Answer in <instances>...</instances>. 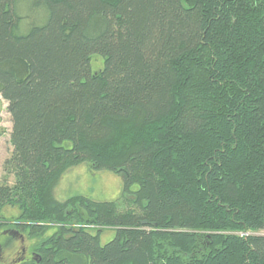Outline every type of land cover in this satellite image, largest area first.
I'll return each instance as SVG.
<instances>
[{"label": "trees", "instance_id": "16d2710c", "mask_svg": "<svg viewBox=\"0 0 264 264\" xmlns=\"http://www.w3.org/2000/svg\"><path fill=\"white\" fill-rule=\"evenodd\" d=\"M29 1L46 18L22 33L0 0L17 264H264V0ZM82 164L120 197L56 200Z\"/></svg>", "mask_w": 264, "mask_h": 264}, {"label": "rangeland", "instance_id": "374dc122", "mask_svg": "<svg viewBox=\"0 0 264 264\" xmlns=\"http://www.w3.org/2000/svg\"><path fill=\"white\" fill-rule=\"evenodd\" d=\"M18 15L22 18L21 31L26 32L32 25H39L45 21L46 15L41 8H35L29 0H19L17 5ZM102 62L98 58L92 60V71L99 70ZM6 103L0 97V184L3 182V164L10 157L12 145L10 143L11 120L6 110ZM8 179V184H12ZM122 180L119 176L108 171L91 172L86 164L69 169L59 180L53 194L56 200L65 201L74 196H85L94 202H110L120 197ZM19 216L15 208L5 207L1 211L3 224L13 225ZM13 228L5 227L4 235L14 233ZM51 230L48 234H51ZM115 236L113 230H105L100 236L102 245L111 241ZM0 242H3L1 238ZM33 241L23 236V241L16 236L12 246L6 252L0 249V264H16L20 257L21 248L30 253Z\"/></svg>", "mask_w": 264, "mask_h": 264}, {"label": "flooded vegetation", "instance_id": "af4514ba", "mask_svg": "<svg viewBox=\"0 0 264 264\" xmlns=\"http://www.w3.org/2000/svg\"><path fill=\"white\" fill-rule=\"evenodd\" d=\"M4 233H5V232H3V237H4V238H3V241H4L5 238H6L7 236H9V235H11V236L13 237V241H14V237H16V236L21 240V242L23 241V235L20 234V233H18L17 231H14V233H7V234H5V235H4ZM13 241H12V243H11L10 245H8V246H7L6 244H4V242H0V249L3 250V252H6V250H9L10 247L12 246ZM5 245H6V246H5ZM18 254H20V255H19L20 257L18 258L16 264H17V263H20V262H22V261H25V260H27V259H34V258H35V253H34L32 250H30V253L27 254V252L25 251L24 248H21L20 253H18Z\"/></svg>", "mask_w": 264, "mask_h": 264}]
</instances>
